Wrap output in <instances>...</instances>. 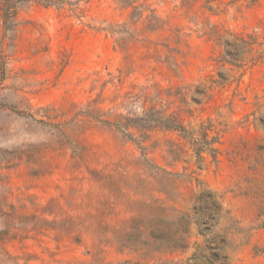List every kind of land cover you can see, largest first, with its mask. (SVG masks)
<instances>
[{
  "label": "rangeland",
  "instance_id": "obj_1",
  "mask_svg": "<svg viewBox=\"0 0 264 264\" xmlns=\"http://www.w3.org/2000/svg\"><path fill=\"white\" fill-rule=\"evenodd\" d=\"M0 264H264V0H0Z\"/></svg>",
  "mask_w": 264,
  "mask_h": 264
}]
</instances>
